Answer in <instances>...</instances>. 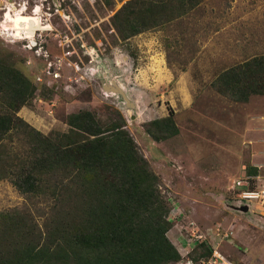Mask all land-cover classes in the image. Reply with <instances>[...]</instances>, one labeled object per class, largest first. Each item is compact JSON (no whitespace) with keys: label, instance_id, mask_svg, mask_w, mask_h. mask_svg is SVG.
<instances>
[{"label":"rangeland","instance_id":"obj_1","mask_svg":"<svg viewBox=\"0 0 264 264\" xmlns=\"http://www.w3.org/2000/svg\"><path fill=\"white\" fill-rule=\"evenodd\" d=\"M125 1L0 0V58L37 87L32 103L17 115L52 134L67 130L70 113L90 110L107 121L112 110H119L159 176L168 206L176 203L181 211L168 231L173 242L179 245L180 236L195 227L208 231L221 224L232 229L221 246L227 256L241 264H264L259 204L250 201L246 213L228 206L236 203L241 181L264 187V171L259 177L241 176L255 149L264 161V94L239 102L214 87L223 71L264 53V0H199L186 14L123 39L111 17ZM31 41L36 45L28 49ZM49 60L59 66L57 78L47 73ZM106 79L123 86L135 106L103 92ZM168 114L177 135L157 141L144 131L145 122ZM3 145L15 152L27 148L21 135ZM43 205L8 178L0 179V211L37 216Z\"/></svg>","mask_w":264,"mask_h":264},{"label":"trees","instance_id":"obj_2","mask_svg":"<svg viewBox=\"0 0 264 264\" xmlns=\"http://www.w3.org/2000/svg\"><path fill=\"white\" fill-rule=\"evenodd\" d=\"M198 2L126 0L111 21L127 39L186 14ZM214 87L239 102L264 94V53L223 71ZM36 90L21 69L0 58V179L44 203L37 216L0 211V264H170L183 258L181 236L176 245L168 235L171 206L159 176L120 111H110L102 121L79 110L66 116V131L44 134L17 115ZM143 128L157 141L179 133L170 114ZM13 135H21L24 152L3 145ZM256 172L247 166V176ZM245 187L253 186L248 181ZM209 254L206 243L198 241L188 256Z\"/></svg>","mask_w":264,"mask_h":264},{"label":"built area","instance_id":"obj_3","mask_svg":"<svg viewBox=\"0 0 264 264\" xmlns=\"http://www.w3.org/2000/svg\"><path fill=\"white\" fill-rule=\"evenodd\" d=\"M5 14V13H4ZM38 31V30H37ZM34 41H31V43ZM36 45V42L34 44H28L27 48L32 49V47ZM45 52V56L48 57V54ZM38 53V51H37ZM41 53V49H39V54ZM69 52H67L68 54ZM52 60H49L47 65V73L50 77L57 78L59 73L58 64L53 66ZM38 80H41V77H37ZM250 201H255L259 204L260 207V214L264 216V187H245L241 189L236 194V203L239 205L242 204H248L250 205ZM176 203H173V208H170L169 216L170 220L173 222L178 217V214L181 213V211L177 210V207L175 206ZM182 234V233H181ZM232 234L231 227H223L221 224L214 225L210 230L203 231L199 227H195L192 231H188L186 235L182 234V256L183 258H180L174 263L170 264H236L233 263L227 255L221 250L222 244L227 241ZM202 241L206 243L208 248L210 249V254L208 256H200L197 259H194L192 257L188 256V253L190 252V246L193 242ZM180 248V249H181Z\"/></svg>","mask_w":264,"mask_h":264},{"label":"water","instance_id":"obj_4","mask_svg":"<svg viewBox=\"0 0 264 264\" xmlns=\"http://www.w3.org/2000/svg\"><path fill=\"white\" fill-rule=\"evenodd\" d=\"M38 30V29H37ZM36 30V31H37ZM32 33V32H31ZM102 90L103 92H106V93H111V94H117V95H120L121 98L124 99L125 101V104L126 106H129V107H134L135 106V103L132 102L128 95H127V92L125 90V88L123 86H121L120 84H118L116 81L114 80H111V81H106L103 83L102 85ZM245 166H243L242 168V173H241V176L243 177L245 175ZM242 183V185L246 186L248 184V182H245V181H241L240 184ZM230 208L236 210V211H240V212H243V213H246L248 210H249V205L248 204H242V205H239L237 203H234V204H229L228 205Z\"/></svg>","mask_w":264,"mask_h":264},{"label":"crops","instance_id":"obj_5","mask_svg":"<svg viewBox=\"0 0 264 264\" xmlns=\"http://www.w3.org/2000/svg\"><path fill=\"white\" fill-rule=\"evenodd\" d=\"M263 144H262V147H264ZM257 154H258V150L257 149L254 150L253 154H250L251 166L250 165L249 166L252 167V168H256L257 172H256V174H251L249 176H256V177L263 176V174H261V173H262V171H264V161L258 160L257 159ZM262 158H264V156H262Z\"/></svg>","mask_w":264,"mask_h":264},{"label":"bare ground","instance_id":"obj_6","mask_svg":"<svg viewBox=\"0 0 264 264\" xmlns=\"http://www.w3.org/2000/svg\"><path fill=\"white\" fill-rule=\"evenodd\" d=\"M28 22H29L30 26H32L33 23H32L30 20H29ZM15 30H16L17 32L24 31V34H25V35H28V36H29V35L31 36V35L33 34V31H31V30H26V28H23V27L21 28V26H15ZM31 32H32V33H31Z\"/></svg>","mask_w":264,"mask_h":264}]
</instances>
